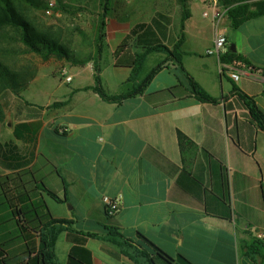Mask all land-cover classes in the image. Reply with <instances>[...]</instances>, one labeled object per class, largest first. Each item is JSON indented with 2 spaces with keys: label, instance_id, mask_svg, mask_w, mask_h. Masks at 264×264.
Masks as SVG:
<instances>
[{
  "label": "crops",
  "instance_id": "crops-1",
  "mask_svg": "<svg viewBox=\"0 0 264 264\" xmlns=\"http://www.w3.org/2000/svg\"><path fill=\"white\" fill-rule=\"evenodd\" d=\"M114 2L99 58L105 92L130 91L165 66L120 102L86 88L95 85L92 58L64 65L70 81L49 71L36 77L23 101L2 111L0 173L32 171L63 199L42 193L53 217L79 231L106 235L114 226L150 248L142 234L194 264H264V129L248 106L253 101L264 113V14L235 28L226 11L235 0H153L152 16L131 23ZM138 23L157 39L133 38L117 51ZM217 33L226 35L227 51L208 54ZM150 42L171 51L178 43L185 69L219 101L196 99L174 59L148 51ZM137 56L143 62L130 80ZM179 131L195 144L182 147ZM105 196L121 197L113 215ZM67 233L61 229L54 242L60 264L74 245ZM114 241L88 238L93 264H135Z\"/></svg>",
  "mask_w": 264,
  "mask_h": 264
},
{
  "label": "trees",
  "instance_id": "trees-1",
  "mask_svg": "<svg viewBox=\"0 0 264 264\" xmlns=\"http://www.w3.org/2000/svg\"><path fill=\"white\" fill-rule=\"evenodd\" d=\"M45 2V0H0V29L13 27L22 30L24 43L36 52L43 53V49L39 46L40 44L46 49L47 55L54 54L73 63H85L91 60L88 58H76L70 49L50 38L48 34L41 33L31 26L27 12L30 8L44 9L47 6ZM235 2L234 5H227L229 17L235 28L240 27L252 17L264 14V0H257L252 5L247 0H235ZM101 6L102 11L99 15L96 37L95 85L86 88L94 89L105 101L120 102L125 98L143 92L155 74L165 66L166 62L159 63L139 85L133 88L128 86V89H131L130 91L109 96L102 86L99 58L102 55L105 28L107 18L112 9V0H103ZM250 6H255V9L250 10ZM157 16L162 17L160 14H157ZM187 16V14L183 16L182 27H184ZM153 22L155 23L156 20L153 19ZM148 36L157 39L152 33L150 25L138 23L132 28L130 34L127 35L117 51L124 49L130 39L135 38L140 42L144 37ZM178 47L179 44L177 43L174 51H171L160 42L154 45L150 42L148 51L160 50L167 53L184 72L188 80L190 93L199 101L217 103L219 99L209 94L185 69L182 59L177 54ZM240 59L249 63L242 57ZM142 62V56L135 58L130 80L135 79ZM0 72H2L1 75L3 77L11 76L13 78L15 75L9 72L6 65ZM181 84L184 85L183 83ZM11 86L17 94H20V83L14 80ZM243 97L245 98V96ZM58 104L60 103H54V105ZM248 106L252 119L264 129L263 111L253 101H250ZM2 118L3 114L0 109V125ZM178 138L182 147L187 143L195 144L192 139L181 131L178 133ZM2 149L3 147L0 145V152ZM43 192H47L57 201H63L55 191L39 182L33 172L28 169L22 168L13 173H0V264H60L54 250V242L61 229L68 231L67 239L74 243L70 249L66 264H93L92 251L86 246L89 237L115 240L114 242H117L121 248V254L128 256L135 264H194L181 254L177 256L168 254L142 234H140V237L150 248L144 247L136 240L127 237L119 228L114 226L107 227L108 234L106 235L79 231L73 227V221L53 217L44 200ZM107 212L109 215H113L117 211L111 213L107 207Z\"/></svg>",
  "mask_w": 264,
  "mask_h": 264
},
{
  "label": "rangeland",
  "instance_id": "rangeland-1",
  "mask_svg": "<svg viewBox=\"0 0 264 264\" xmlns=\"http://www.w3.org/2000/svg\"><path fill=\"white\" fill-rule=\"evenodd\" d=\"M44 9L30 8L27 15L31 26L37 31L48 34L61 45L67 47L79 59H94L99 15L103 0H45ZM116 0L114 9L118 17H125L131 23L152 16L153 0ZM257 0H247L252 5ZM142 2V3H139ZM23 31L13 27L0 29V70L6 65L13 78L3 77L0 72V109H9L16 101H23L27 96L25 89L36 77H42L49 71L61 74L68 61L66 58L46 53L36 52L23 41ZM72 63V62H71ZM2 65V66H1ZM2 76V78H1ZM20 83V94H17L11 84ZM41 80V78H39Z\"/></svg>",
  "mask_w": 264,
  "mask_h": 264
},
{
  "label": "built area",
  "instance_id": "built-area-1",
  "mask_svg": "<svg viewBox=\"0 0 264 264\" xmlns=\"http://www.w3.org/2000/svg\"><path fill=\"white\" fill-rule=\"evenodd\" d=\"M127 1H132V0H127ZM205 1V0H203ZM228 12V9H226ZM207 15V12L204 13ZM227 45H228V39L224 33H217L214 39V44L213 46L208 49V54H220L222 52L227 51ZM61 76L64 77L67 81H70L72 79V76L68 74V69L66 67L62 68L61 71ZM234 79L239 78V74L237 72H233L231 75ZM104 203L106 207H108L109 211L114 213L115 211H118L120 208L121 204V197H109L105 196L104 197ZM260 238L264 239V234L259 235Z\"/></svg>",
  "mask_w": 264,
  "mask_h": 264
}]
</instances>
